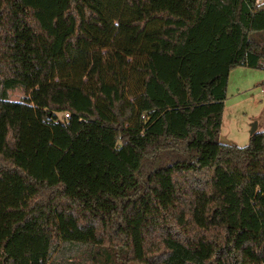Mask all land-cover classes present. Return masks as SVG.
Here are the masks:
<instances>
[{"label": "trees", "instance_id": "16d2710c", "mask_svg": "<svg viewBox=\"0 0 264 264\" xmlns=\"http://www.w3.org/2000/svg\"><path fill=\"white\" fill-rule=\"evenodd\" d=\"M236 66L264 2L0 0V264H264V131L218 141Z\"/></svg>", "mask_w": 264, "mask_h": 264}, {"label": "rangeland", "instance_id": "374dc122", "mask_svg": "<svg viewBox=\"0 0 264 264\" xmlns=\"http://www.w3.org/2000/svg\"><path fill=\"white\" fill-rule=\"evenodd\" d=\"M263 88V69L236 66L230 70L218 134L220 143L245 146L249 143L253 125H256V131H264V99L261 92ZM26 95V91L21 87H16L8 93L9 99L13 101L22 100ZM262 217L263 214H260L259 219Z\"/></svg>", "mask_w": 264, "mask_h": 264}, {"label": "water", "instance_id": "95a60500", "mask_svg": "<svg viewBox=\"0 0 264 264\" xmlns=\"http://www.w3.org/2000/svg\"><path fill=\"white\" fill-rule=\"evenodd\" d=\"M256 131V125H253L252 130H251V134H253Z\"/></svg>", "mask_w": 264, "mask_h": 264}, {"label": "built area", "instance_id": "2783aa9c", "mask_svg": "<svg viewBox=\"0 0 264 264\" xmlns=\"http://www.w3.org/2000/svg\"><path fill=\"white\" fill-rule=\"evenodd\" d=\"M262 95H263V99H264V88L261 89Z\"/></svg>", "mask_w": 264, "mask_h": 264}]
</instances>
